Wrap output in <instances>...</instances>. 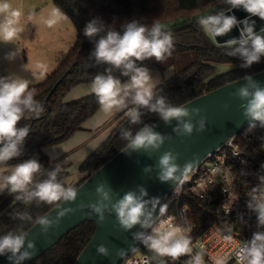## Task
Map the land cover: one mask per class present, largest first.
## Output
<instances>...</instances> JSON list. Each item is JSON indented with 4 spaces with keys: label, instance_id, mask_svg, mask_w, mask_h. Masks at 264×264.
Masks as SVG:
<instances>
[{
    "label": "clouds",
    "instance_id": "obj_1",
    "mask_svg": "<svg viewBox=\"0 0 264 264\" xmlns=\"http://www.w3.org/2000/svg\"><path fill=\"white\" fill-rule=\"evenodd\" d=\"M226 8L201 15L198 24L212 39L228 35L234 28L240 31V37L227 40L225 54L229 57H238L242 68H251L264 58V30L255 31V20L259 17L264 20V0H222ZM243 8L249 17L239 20L235 15H229L233 9ZM22 12L13 8L11 0H0V42L11 43L17 39L23 30L20 26ZM64 14L58 7H53L46 19V25L51 28L56 25ZM29 19L31 17L29 16ZM83 35L95 40L94 50L90 58L96 65H107L104 72L95 75L90 82L89 90L95 94L100 108L105 113L113 110H126L125 114L133 125L143 123L147 113L158 114L166 125L176 121L173 131L179 136H191L194 131H205L206 118L200 116V109H189L187 106H177L169 102L164 95L157 94L158 81L151 75V70L144 61L155 59L163 63L170 58L174 51V38L170 31L158 21L151 26L139 21L125 23L122 31L114 26L106 25L100 19L88 22ZM99 37L98 39H96ZM19 50L8 53L6 59L15 60ZM42 67V66H40ZM118 70L120 76L113 74ZM121 77L127 79L122 80ZM246 81L235 96L243 103V115L246 120L259 122L264 127V86L256 81L252 75H245ZM35 90L30 89L29 81L18 76L0 77V165H6L14 158L24 154V145L29 136L28 126L19 127L26 113L38 116L42 106L35 99ZM198 126V128H197ZM155 125L143 124L135 134L129 129L120 133L121 138L127 141L125 151L129 154L139 150L145 152L159 151L170 136L155 131ZM179 154L172 151L164 152L158 161V179L161 182L176 183L178 179L191 170L194 161H188L183 166L177 163ZM44 166L38 159H27L15 164L8 172H0V193L15 194V199L25 203L33 201L55 205L58 209L55 219L48 215L36 217L34 224L40 226L47 234L53 226H58L67 214L74 212L72 208H64L59 202H75L79 190L74 186H65L58 179L63 171L60 163L46 171V178L36 181L38 174H43ZM146 173L153 171L152 166L144 168ZM99 199L88 204L90 213L98 216V222L106 219L105 213L115 214L120 227L131 231L139 226L142 231L132 232L134 240L141 241L151 250L155 257L179 260L182 256H190L188 264H204L201 251L194 255L192 240L186 229L174 223L175 217L166 216L168 204L162 203L158 197L148 198L145 187L126 192L121 198L113 201L112 189L105 184L96 187ZM247 195L250 197L247 207L257 218V228H264V175L259 176V184L253 187ZM81 207H85L81 205ZM184 210V209H183ZM182 210V211H183ZM158 212V215H157ZM13 219L32 221L27 212H14ZM224 237L231 243L233 235L231 228ZM29 232L23 229L9 231L0 235V256H6L10 264H24L36 255L35 241L29 240ZM96 251L99 255L108 257L109 249L101 244ZM123 250L118 255H123ZM236 264H264V231L253 233L251 240L245 241L235 251ZM158 264H165L161 259ZM216 264H224L218 259Z\"/></svg>",
    "mask_w": 264,
    "mask_h": 264
},
{
    "label": "trees",
    "instance_id": "obj_2",
    "mask_svg": "<svg viewBox=\"0 0 264 264\" xmlns=\"http://www.w3.org/2000/svg\"><path fill=\"white\" fill-rule=\"evenodd\" d=\"M53 2L71 19L77 30V40L67 58L45 82L29 86L30 89L35 90V99L40 102L42 111L38 116L26 113L25 118L18 125L29 128L32 126L30 135L26 138L24 154L6 165H0V167L15 165L40 153L41 157L38 161L45 169L42 170L43 174L35 177L37 182L46 178L47 170L54 168L42 149L71 138L82 130L84 123L100 109L95 94L73 102H64L65 96L73 88L90 83L96 74L104 72L107 67V65H96L90 58L95 47V40H90L83 35L86 24L93 19H100L106 25L114 26L117 31H122V26L132 21L151 26L155 20L164 25L173 35L174 51L172 56L163 63L156 62L154 58L144 61L151 70L164 72L177 66L180 56L189 53L195 55V61L191 65L156 88L157 94L166 96L173 105L181 106L198 96L239 80L245 75H253L264 70V58L251 68H242L240 66L242 61L238 57H229L225 54V44H217L199 26L197 21L201 15L214 13L227 7L222 0H53ZM215 65L237 67L217 74ZM65 74L67 75L64 81L47 100L53 86ZM113 74L120 76L119 71L115 69ZM121 79L127 78L121 77ZM142 119L143 123L133 125L125 116L110 137L82 163L80 171L87 176L74 187L78 188L93 171L98 170L125 148L127 141L121 138L122 130L127 128L135 134L144 123L153 125L160 120L155 113H147ZM255 127L264 129L260 125ZM52 135L64 137L59 141H46L25 155L38 139ZM67 176L68 172L64 171L58 176L65 186H69L66 183ZM54 207L55 205L38 204L35 201L25 203L22 199H15V194L10 195L7 190L4 191L0 195V235L20 229L27 231L34 225L36 217L47 214ZM195 211L197 222L195 236H199L210 221L197 208ZM14 212H27L31 215L32 221L13 219ZM95 228V222L83 223L32 264H75L91 240Z\"/></svg>",
    "mask_w": 264,
    "mask_h": 264
},
{
    "label": "water",
    "instance_id": "obj_3",
    "mask_svg": "<svg viewBox=\"0 0 264 264\" xmlns=\"http://www.w3.org/2000/svg\"><path fill=\"white\" fill-rule=\"evenodd\" d=\"M228 14L235 15L239 20L249 17V13L243 8L233 9ZM251 19L255 20V31L257 33L264 30V20L259 17H252ZM239 37V29L234 28L228 35L217 37L214 40L217 44L224 45L227 40L238 39ZM66 75L56 82L47 100L57 91ZM252 76L256 81L260 82L261 86H264V70ZM245 83L246 81L241 78L182 105L187 106L189 109L199 108L201 110L200 116L196 117L193 123L195 124L196 120L205 117V131L196 130L191 136H179L173 131L176 121H173L171 125H166L160 119L153 124L156 126L155 131L170 136L171 139L166 141L159 151L145 152L144 150H139L129 154L124 148L98 170L93 171L87 180L77 188L79 193L75 202H60L62 207H70L75 210L74 212L63 217L59 225L53 226L47 234H44L40 226L35 224L27 230L29 232L28 239L35 241L36 255L32 259L25 261L24 264H32L38 260L71 231L87 221L95 222L96 228L91 240L77 258L75 264H122L142 244L141 241L134 240L132 237V232L142 231V229L136 226L131 231L123 230L115 214L105 213V221L98 222V216L91 214L90 209L86 207L99 199L96 187L102 183L110 187L113 201L115 202L126 192L137 190L139 186H143L148 191V198L158 197L162 203H165L182 178L190 173L208 154L213 153L231 136L252 127V122L246 120L243 115L244 109L241 105L245 102L234 95L237 89ZM48 109L50 110V105H48ZM255 124L260 125L259 122H255ZM29 129L31 132L32 126ZM63 137V135H52L40 138L25 155H28L35 147L42 145L46 141H59ZM166 151L179 154L177 163L181 166L188 161H194L191 170L182 175L175 184L172 182H161L157 178L159 172L158 161L160 156ZM147 166H152L153 171L151 173L144 171ZM81 205L85 207H81ZM57 211L58 209L55 206L45 215L55 219ZM101 244L109 249L110 255L108 257L97 253L96 248ZM120 250L124 251L122 256L118 255ZM0 264H10V262L6 256H0Z\"/></svg>",
    "mask_w": 264,
    "mask_h": 264
},
{
    "label": "built area",
    "instance_id": "obj_4",
    "mask_svg": "<svg viewBox=\"0 0 264 264\" xmlns=\"http://www.w3.org/2000/svg\"><path fill=\"white\" fill-rule=\"evenodd\" d=\"M261 175H264V129L249 127L231 136L182 178L165 202L166 216L175 217L174 223L190 229L187 235L192 240L191 255L201 251L204 264H216L218 259L224 264H236L237 248L251 240L254 232L264 231L257 228L256 215L247 207L250 199L247 193L259 184ZM196 208L210 221L199 236H195ZM229 228L233 235L231 243L224 239ZM141 247L143 255L136 256ZM161 259L165 264H188L190 256L176 261L155 257L142 243L122 264H158Z\"/></svg>",
    "mask_w": 264,
    "mask_h": 264
},
{
    "label": "rangeland",
    "instance_id": "obj_5",
    "mask_svg": "<svg viewBox=\"0 0 264 264\" xmlns=\"http://www.w3.org/2000/svg\"><path fill=\"white\" fill-rule=\"evenodd\" d=\"M11 3L13 8L22 12L20 26L23 30L15 41L11 43L0 42V77H7L10 75L18 76L28 80L29 86H35L45 82L48 76L54 73L61 62L67 58L76 43L77 30L71 19L62 11L64 18L51 28L46 25L45 21L51 9L57 7L53 0H11ZM29 16L31 19H29ZM17 49L19 52L15 60L6 59L8 53L14 52ZM194 61L195 55L193 53L185 54L180 56L177 66L171 67L165 72H159L158 74L151 73V75L155 81H158L157 86H159L162 80L164 82L166 79L174 77L178 72L187 68ZM236 67L237 66L234 65H215L217 74L227 72ZM89 85L90 83L81 84L73 88L65 96L64 102H73L86 96L93 95L94 93L89 90ZM125 112L126 110H113L110 113H105L100 109L84 124V128L89 131L91 130L93 136H90V133L86 131H80L79 133L82 134L78 135L79 137L77 138L75 137L72 140L67 139L62 143L46 147L47 156H51L52 160H56L63 154L70 152L65 158H60L61 160L58 159L55 162L57 164L65 160L60 163L61 167L64 169L70 167L67 170L68 176L66 178V183L68 185L75 186L87 176V174L80 171V167L85 161L84 155L87 153L88 155L90 153L93 154L108 136L107 134H105V136L103 132H101V127L108 121L113 120V123L119 122L125 115ZM118 126L116 128H118ZM99 136L100 138H98ZM78 140L79 144L76 143ZM75 147L77 148L73 150ZM40 157L41 154L36 153L30 159H39ZM14 166L15 165L0 167V172L6 174L8 170ZM1 194L2 193H0V195ZM142 255L143 247L136 251V256Z\"/></svg>",
    "mask_w": 264,
    "mask_h": 264
},
{
    "label": "crops",
    "instance_id": "obj_6",
    "mask_svg": "<svg viewBox=\"0 0 264 264\" xmlns=\"http://www.w3.org/2000/svg\"><path fill=\"white\" fill-rule=\"evenodd\" d=\"M160 71H156V70H151V73H159ZM165 72V71H164ZM164 76V75H163ZM168 79H166L165 81H167ZM164 81V82H165ZM163 82V80H162V83H164ZM161 83V84H162ZM101 109V108H100ZM99 109V110H100ZM126 116V114L123 116V118ZM122 118V119H123ZM122 119L119 121V122H116V123H113V120L112 121H108V122H106V124L104 125V126H102L101 127V132H103V134L105 135V134H107L108 136L106 137V139L104 140V141H106L107 139H108V137L111 135V133L116 129V127L119 125V123L122 121ZM113 123V124H112ZM85 124V123H84ZM117 125V126H116ZM115 127V128H114ZM114 128V129H113ZM80 131H86V132H88V133H90L89 135L90 136H93V132L90 130H87V129H85L84 128V125H83V129L82 130H80ZM80 131H78L76 134H74L71 138H69V140H72V139H74L75 137L77 138V137H79L78 135H80V134H82V133H79ZM83 132V133H84ZM97 133V132H96ZM102 134V135H103ZM103 135V136H104ZM106 136V135H105ZM91 138V137H90ZM98 138H100V136L98 137ZM104 141H103V143H104ZM77 144H79V140L76 142ZM80 147V146H79ZM78 147V148H79ZM77 147H75L73 150H75ZM46 150H47V148L45 147V148H43L42 149V152L47 156V153H46ZM68 153H70V152H67V153H65V154H63L61 157H59L58 159H60V158H65V156L68 154ZM52 155V154H51ZM88 153L86 154V155H84L85 157H84V160H86V158L88 157V156H90L91 155V153L88 155ZM53 156V155H52ZM48 158H49V160H50V164H51V166H53V167H55V165H56V161L58 160V159H56V160H52V157L51 156H47ZM39 160V159H38ZM61 160V159H60ZM65 160H63V161H60L59 163H61V162H64ZM63 166H66L65 164H62ZM70 167H68V168H66V169H64L63 168V171L64 172H68L67 170L69 169Z\"/></svg>",
    "mask_w": 264,
    "mask_h": 264
}]
</instances>
